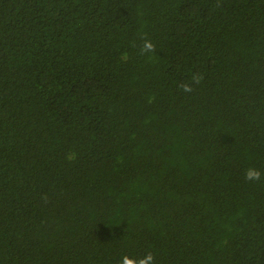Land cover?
Segmentation results:
<instances>
[{
    "label": "trees",
    "instance_id": "16d2710c",
    "mask_svg": "<svg viewBox=\"0 0 264 264\" xmlns=\"http://www.w3.org/2000/svg\"><path fill=\"white\" fill-rule=\"evenodd\" d=\"M125 261L264 264V0H0V264Z\"/></svg>",
    "mask_w": 264,
    "mask_h": 264
},
{
    "label": "clouds",
    "instance_id": "9594fccd",
    "mask_svg": "<svg viewBox=\"0 0 264 264\" xmlns=\"http://www.w3.org/2000/svg\"><path fill=\"white\" fill-rule=\"evenodd\" d=\"M145 48L150 49L151 44H145ZM260 177V172L254 168H249L246 172V179L248 180H257ZM150 259V257H149ZM125 264H127V261H125ZM141 264H144L143 261H141Z\"/></svg>",
    "mask_w": 264,
    "mask_h": 264
}]
</instances>
